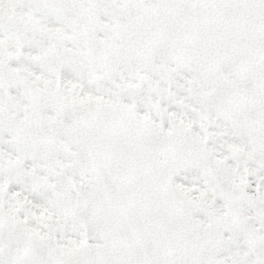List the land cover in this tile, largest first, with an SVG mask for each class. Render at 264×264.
Listing matches in <instances>:
<instances>
[{
  "label": "snow or ice",
  "instance_id": "snow-or-ice-1",
  "mask_svg": "<svg viewBox=\"0 0 264 264\" xmlns=\"http://www.w3.org/2000/svg\"><path fill=\"white\" fill-rule=\"evenodd\" d=\"M0 264H264V0H0Z\"/></svg>",
  "mask_w": 264,
  "mask_h": 264
}]
</instances>
